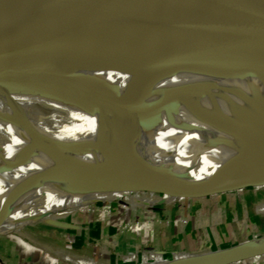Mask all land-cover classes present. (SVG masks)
Wrapping results in <instances>:
<instances>
[{
  "label": "bare ground",
  "instance_id": "bare-ground-1",
  "mask_svg": "<svg viewBox=\"0 0 264 264\" xmlns=\"http://www.w3.org/2000/svg\"><path fill=\"white\" fill-rule=\"evenodd\" d=\"M72 72L78 77L97 72L87 78L111 91L132 114L121 121L103 100L67 84L47 63L0 72V232L7 236L18 237L10 233H24L32 221L73 203L133 193L117 192L116 186L84 192L79 182L88 175L158 170L191 182L197 179L193 172L218 157L228 161L223 178L228 182L236 163L244 178L249 161L264 157V66L251 76L231 77L175 48L140 43L104 64ZM147 106L157 109L143 110ZM248 114L256 115L247 119ZM139 126L156 136L153 143L138 136ZM23 217L27 220L17 224ZM252 246L264 247V237L152 264H226Z\"/></svg>",
  "mask_w": 264,
  "mask_h": 264
},
{
  "label": "water",
  "instance_id": "water-1",
  "mask_svg": "<svg viewBox=\"0 0 264 264\" xmlns=\"http://www.w3.org/2000/svg\"><path fill=\"white\" fill-rule=\"evenodd\" d=\"M6 1L13 0H0V72L47 63L67 84L103 100L121 121L132 113L111 91L87 78L98 77V73L78 77L72 71L104 64L140 43L175 48L231 77H248L264 66V0H42L15 6ZM138 129L140 138L150 144L155 141L148 129ZM167 175L131 169L119 177L88 175L79 184L87 193H103L116 186L117 192L165 193L190 199L244 189L253 183L264 186V177L220 181L215 183L217 190L209 193ZM256 256H264V247L252 246L247 255L226 264Z\"/></svg>",
  "mask_w": 264,
  "mask_h": 264
},
{
  "label": "rangeland",
  "instance_id": "rangeland-1",
  "mask_svg": "<svg viewBox=\"0 0 264 264\" xmlns=\"http://www.w3.org/2000/svg\"><path fill=\"white\" fill-rule=\"evenodd\" d=\"M227 162L213 157L193 172L197 179L179 182L213 193L218 188L215 183L227 174ZM234 166L230 183L264 177V157L256 163L249 161L244 178L238 163ZM192 170L193 165L188 172ZM129 195L73 203L32 221L24 233L22 229L10 233L18 237L0 232V264H77L79 258L99 264H152L264 237V186L253 183L191 199L153 192ZM16 220L20 224L27 219ZM110 229H114L111 234Z\"/></svg>",
  "mask_w": 264,
  "mask_h": 264
},
{
  "label": "crops",
  "instance_id": "crops-1",
  "mask_svg": "<svg viewBox=\"0 0 264 264\" xmlns=\"http://www.w3.org/2000/svg\"><path fill=\"white\" fill-rule=\"evenodd\" d=\"M160 224V223H159ZM159 224H157L155 226V229L158 228ZM166 224V223H165ZM161 225V224H160ZM157 227V228H156ZM109 233L111 234V232H114V229H110L108 230ZM163 246V245H162ZM240 264H264V256H256V257H253L251 259H248L244 262H241Z\"/></svg>",
  "mask_w": 264,
  "mask_h": 264
}]
</instances>
